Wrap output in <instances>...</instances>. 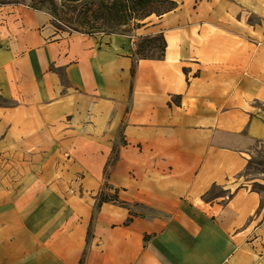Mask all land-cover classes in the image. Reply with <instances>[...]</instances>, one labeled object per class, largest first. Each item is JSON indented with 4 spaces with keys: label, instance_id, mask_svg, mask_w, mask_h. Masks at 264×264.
Wrapping results in <instances>:
<instances>
[{
    "label": "crops",
    "instance_id": "0c3cea01",
    "mask_svg": "<svg viewBox=\"0 0 264 264\" xmlns=\"http://www.w3.org/2000/svg\"><path fill=\"white\" fill-rule=\"evenodd\" d=\"M175 1L135 36L44 35L49 14L0 7V264H264V195L241 183L264 0ZM158 34L164 58L138 60ZM103 190L124 205L96 211Z\"/></svg>",
    "mask_w": 264,
    "mask_h": 264
},
{
    "label": "trees",
    "instance_id": "16d2710c",
    "mask_svg": "<svg viewBox=\"0 0 264 264\" xmlns=\"http://www.w3.org/2000/svg\"><path fill=\"white\" fill-rule=\"evenodd\" d=\"M29 2V3H27ZM3 5H25L30 9L46 12L53 21L54 27L58 24L64 25L70 31L88 36L95 35H128L118 32V29L134 25L136 29L141 28L142 22L147 18L156 15L158 17L174 11L178 7L175 0H0V7ZM161 41L160 54H152L154 45ZM166 40L162 34L153 37H146L136 46L134 55L138 60H162L165 56ZM150 52V54H149ZM0 105L8 106L9 102L0 97ZM118 149L114 148V156L108 162L107 167H113L118 160ZM251 161L248 162L243 174L250 170ZM258 165H263L259 163ZM107 176V174H106ZM108 183L104 190L109 189ZM222 193H215L216 189ZM102 191L98 198L96 211L104 203H116L124 205L118 196ZM254 191L261 193L257 189ZM229 197L232 195L218 186L203 196L204 201L211 202L216 198ZM92 232L88 231V244L91 241ZM80 264H84L82 259Z\"/></svg>",
    "mask_w": 264,
    "mask_h": 264
},
{
    "label": "rangeland",
    "instance_id": "374dc122",
    "mask_svg": "<svg viewBox=\"0 0 264 264\" xmlns=\"http://www.w3.org/2000/svg\"><path fill=\"white\" fill-rule=\"evenodd\" d=\"M35 12L42 13L44 15L47 14L46 12H39V11H35ZM46 16L48 17V23L44 25L43 27L42 26L38 27V31L43 32L44 35L47 34L48 30H52V32H54L57 35H63V34L67 35V34L75 33V32L70 31L68 28H66L62 24H58L57 28L54 27L52 19L50 20L49 16L48 15ZM250 21L254 24H257L260 22V20H258L257 18H252ZM136 30H137L136 27L134 25H131L130 27H127V28L118 29V32H123L125 34H128L129 36H135ZM55 34H54V37L57 36ZM158 35H154V36H158ZM99 36H101V34ZM149 37H153V36H149ZM144 38L146 37L143 36V37L137 38L135 42L136 46L139 43H141ZM161 46H162L161 41H157L154 45V50L152 54L154 53L156 55H159ZM249 161H251L250 170L244 175H242L241 183L245 185H249L251 189H257L258 191H261V193H263L262 195H264V143H259V142L256 143V145L253 147L250 153ZM259 163H263V165H258ZM215 193L221 194L222 190L220 188L216 189Z\"/></svg>",
    "mask_w": 264,
    "mask_h": 264
}]
</instances>
